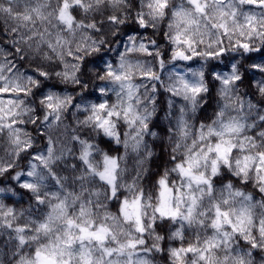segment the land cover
Returning a JSON list of instances; mask_svg holds the SVG:
<instances>
[{"label":"clouds","instance_id":"9594fccd","mask_svg":"<svg viewBox=\"0 0 264 264\" xmlns=\"http://www.w3.org/2000/svg\"><path fill=\"white\" fill-rule=\"evenodd\" d=\"M0 264H264V0H0Z\"/></svg>","mask_w":264,"mask_h":264}]
</instances>
